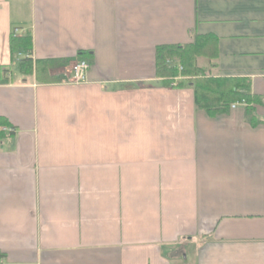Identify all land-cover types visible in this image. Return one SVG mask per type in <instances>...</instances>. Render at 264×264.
<instances>
[{
  "label": "crops",
  "instance_id": "1",
  "mask_svg": "<svg viewBox=\"0 0 264 264\" xmlns=\"http://www.w3.org/2000/svg\"><path fill=\"white\" fill-rule=\"evenodd\" d=\"M13 29L86 83L21 73ZM195 36L264 120V0H0V264H264V123L155 77V48Z\"/></svg>",
  "mask_w": 264,
  "mask_h": 264
},
{
  "label": "trees",
  "instance_id": "2",
  "mask_svg": "<svg viewBox=\"0 0 264 264\" xmlns=\"http://www.w3.org/2000/svg\"><path fill=\"white\" fill-rule=\"evenodd\" d=\"M216 39L211 36H195L192 43L186 45H161L154 50L155 77L162 80L165 86L177 77L192 78L194 105L204 111L209 117L225 114L231 104L245 102L247 121L255 126L264 123L253 116L250 106L259 103V99L241 90L248 89V84L237 78H210L206 77L204 70L197 67L196 60L204 58L214 60L217 56ZM31 35L26 32L22 36L10 38L9 53L14 61L18 53L24 55L19 61V71L24 75H34L35 80L41 84H52L60 81V76L50 74L59 68H66L71 60H35L32 62ZM85 55L80 52L79 56ZM181 67L178 72L177 66ZM185 81V80H183ZM180 81L177 87L182 85ZM3 124L0 121V126Z\"/></svg>",
  "mask_w": 264,
  "mask_h": 264
},
{
  "label": "built area",
  "instance_id": "3",
  "mask_svg": "<svg viewBox=\"0 0 264 264\" xmlns=\"http://www.w3.org/2000/svg\"><path fill=\"white\" fill-rule=\"evenodd\" d=\"M17 36V30H13L12 37ZM19 57L20 54H17ZM89 69V64L86 60L79 59L72 64H70L68 67L63 69V72L61 75L62 77V83L63 84H71V85H80L86 83V74ZM178 72L181 71V67L177 66ZM184 80L182 77H177L172 80V87H176L178 81ZM245 102L241 101L235 104H231L229 106L230 109H234L237 106H243L245 107ZM0 132L10 134L12 130L8 127H1Z\"/></svg>",
  "mask_w": 264,
  "mask_h": 264
},
{
  "label": "rangeland",
  "instance_id": "4",
  "mask_svg": "<svg viewBox=\"0 0 264 264\" xmlns=\"http://www.w3.org/2000/svg\"><path fill=\"white\" fill-rule=\"evenodd\" d=\"M206 62V60H204V59H199V66H203L204 65V63ZM185 81H183V82H192L193 81V79L192 78H183ZM171 84H172V81H171ZM171 84L169 85V87H172L171 86ZM177 87V86H176ZM176 87H172V88H176Z\"/></svg>",
  "mask_w": 264,
  "mask_h": 264
}]
</instances>
